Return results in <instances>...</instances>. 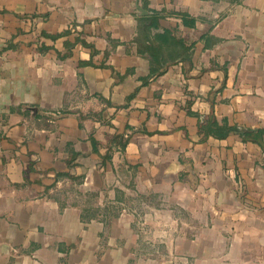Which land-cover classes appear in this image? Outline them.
<instances>
[{
  "label": "crops",
  "instance_id": "crops-1",
  "mask_svg": "<svg viewBox=\"0 0 264 264\" xmlns=\"http://www.w3.org/2000/svg\"><path fill=\"white\" fill-rule=\"evenodd\" d=\"M143 1L191 45L146 86ZM188 110L264 130V0H0V264H264V149Z\"/></svg>",
  "mask_w": 264,
  "mask_h": 264
},
{
  "label": "trees",
  "instance_id": "trees-1",
  "mask_svg": "<svg viewBox=\"0 0 264 264\" xmlns=\"http://www.w3.org/2000/svg\"><path fill=\"white\" fill-rule=\"evenodd\" d=\"M143 9L147 12L146 15L138 17V33L137 37L134 39L133 43L137 47L138 55L146 58L150 64V75L143 80L142 86H146L149 80L154 76L158 77L163 75L170 66L173 64L187 60L191 51V45L187 44L182 38L177 37L172 30H162L160 26V21L165 18L166 12L164 10L157 11L149 7L147 1H143ZM182 22L185 26L194 27L195 20L190 17L187 13H181ZM68 32L56 35L53 38H58L66 35ZM83 45L94 49L90 44L83 41H79ZM95 53V51H94ZM69 54L63 56L59 55L60 58H65ZM107 55V54H106ZM83 64V63H82ZM88 64L93 65L90 61ZM132 72L131 70L129 71ZM139 91V88L132 94L128 101L131 100ZM190 116H194L199 120V130L203 135V140L209 137H214L216 139H226L232 134H240L245 142H254L259 144L264 149V130H248L240 128L235 125H231L227 119L218 120L214 113L210 115L203 116L199 113L192 112L188 110ZM102 116L101 113H90L88 115H80V127H83L82 121L87 118H92L93 120H100ZM244 132V133H242ZM89 140L92 144L94 153H99V142L95 139L94 135L91 134ZM121 146L122 151H125L126 145L129 139H126L123 135H117L113 138ZM71 146H68V149ZM72 153V157L68 160L67 164L70 168L75 167V160L80 155L79 153L69 150ZM112 154L108 152L103 160H111ZM60 178H70L77 183H82L81 178L73 177L68 173H59L57 175V180ZM96 217V213L92 211H84L82 214V219H91Z\"/></svg>",
  "mask_w": 264,
  "mask_h": 264
},
{
  "label": "rangeland",
  "instance_id": "rangeland-1",
  "mask_svg": "<svg viewBox=\"0 0 264 264\" xmlns=\"http://www.w3.org/2000/svg\"><path fill=\"white\" fill-rule=\"evenodd\" d=\"M76 193L78 192V188L74 185V184H64L62 185V187L59 189V192L58 194H60L63 198H64V195H66V193ZM88 198L90 199V202L92 204L95 203L96 199L95 197H93L92 195H89ZM151 202H156L154 199H150Z\"/></svg>",
  "mask_w": 264,
  "mask_h": 264
},
{
  "label": "water",
  "instance_id": "water-1",
  "mask_svg": "<svg viewBox=\"0 0 264 264\" xmlns=\"http://www.w3.org/2000/svg\"><path fill=\"white\" fill-rule=\"evenodd\" d=\"M139 10L141 11V15H146L147 12L140 6H138Z\"/></svg>",
  "mask_w": 264,
  "mask_h": 264
}]
</instances>
